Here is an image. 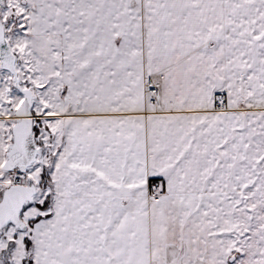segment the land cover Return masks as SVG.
Listing matches in <instances>:
<instances>
[{
	"label": "snow or ice",
	"instance_id": "snow-or-ice-1",
	"mask_svg": "<svg viewBox=\"0 0 264 264\" xmlns=\"http://www.w3.org/2000/svg\"><path fill=\"white\" fill-rule=\"evenodd\" d=\"M0 264H264V0H0Z\"/></svg>",
	"mask_w": 264,
	"mask_h": 264
}]
</instances>
